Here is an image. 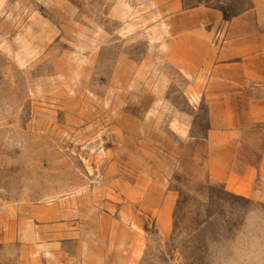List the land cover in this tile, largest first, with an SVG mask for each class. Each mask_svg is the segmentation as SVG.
Returning <instances> with one entry per match:
<instances>
[{
	"label": "rangeland",
	"instance_id": "374dc122",
	"mask_svg": "<svg viewBox=\"0 0 264 264\" xmlns=\"http://www.w3.org/2000/svg\"><path fill=\"white\" fill-rule=\"evenodd\" d=\"M162 2L0 0V264H55L53 239L111 231L106 215L146 229L138 264H264V200L210 180L208 107L149 41ZM161 192L175 200L166 238Z\"/></svg>",
	"mask_w": 264,
	"mask_h": 264
},
{
	"label": "crops",
	"instance_id": "0c3cea01",
	"mask_svg": "<svg viewBox=\"0 0 264 264\" xmlns=\"http://www.w3.org/2000/svg\"><path fill=\"white\" fill-rule=\"evenodd\" d=\"M254 3L226 22L217 9H185L182 0H163L155 8L156 32L149 41L157 59L186 80L187 103L208 107L210 180L241 198L264 200V93L259 92L264 86V10L259 0ZM158 201L153 215L166 238L173 231L175 200L161 192ZM108 221L111 231L104 226L96 232L87 224L53 239L47 246L61 258L55 264H138L146 229L106 215L103 222ZM120 232L123 239L116 240ZM70 241L79 247L71 250Z\"/></svg>",
	"mask_w": 264,
	"mask_h": 264
},
{
	"label": "trees",
	"instance_id": "16d2710c",
	"mask_svg": "<svg viewBox=\"0 0 264 264\" xmlns=\"http://www.w3.org/2000/svg\"><path fill=\"white\" fill-rule=\"evenodd\" d=\"M206 7L214 8V9H217V10L221 11L223 16H224V20L225 21H230L233 18H235V17L241 15L242 13H244L245 11H247V9H244V10L239 11V12H230L229 9H226V8H223V7H219V8L212 7L208 3L206 5Z\"/></svg>",
	"mask_w": 264,
	"mask_h": 264
}]
</instances>
